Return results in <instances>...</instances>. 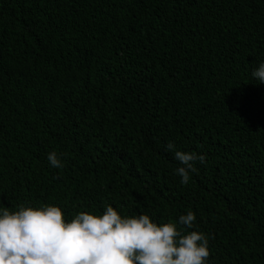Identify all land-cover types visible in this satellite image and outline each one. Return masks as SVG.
<instances>
[{
	"label": "trees",
	"instance_id": "obj_1",
	"mask_svg": "<svg viewBox=\"0 0 264 264\" xmlns=\"http://www.w3.org/2000/svg\"><path fill=\"white\" fill-rule=\"evenodd\" d=\"M0 264H264V0H0Z\"/></svg>",
	"mask_w": 264,
	"mask_h": 264
}]
</instances>
